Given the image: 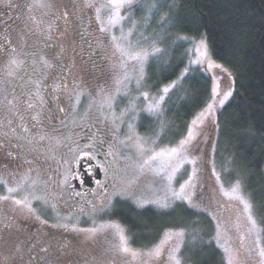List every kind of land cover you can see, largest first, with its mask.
<instances>
[{
  "label": "rangeland",
  "instance_id": "374dc122",
  "mask_svg": "<svg viewBox=\"0 0 264 264\" xmlns=\"http://www.w3.org/2000/svg\"><path fill=\"white\" fill-rule=\"evenodd\" d=\"M16 3H19L20 0H15ZM27 4H35L36 7H33L31 13L38 12L40 15L46 14L49 18L54 21L56 20L58 24L62 25V20L58 17V8L56 2L54 0H25ZM74 7L78 12H81L84 15V22L88 25V34L90 36V40L95 45V54L100 56L101 58L107 61V64L101 69L99 72L89 71L88 73H82L80 68L83 66L78 58V49L68 38L69 35L64 31V28L60 27L59 30V38H60V55L62 59H64L67 63L66 72H65V82H66V91L65 96L61 99V105L66 111V115L70 116V109L72 101H88L87 99H82L83 95H90L92 100L87 103H83L80 105L81 111L76 113L74 116V120H70L69 122H80L82 125H93L98 124V126L103 125L108 132L114 126L111 123V119H105V116H109L110 112L107 107L104 108L103 113L99 109V105L103 102L104 96L111 92L116 95V100L113 103L112 111L119 115L121 110L127 108L129 106V101L133 98L139 96L141 91L149 92L150 96L156 97L162 92V88L158 92H153L149 87L148 83V69L150 63H155L157 65H163L165 61L170 59L169 51H174L175 49L180 47L181 39L177 35L171 34V22L172 18L170 16L171 22L166 23L163 26L159 23L160 16L156 15L154 18H151L147 24L144 23L143 17L146 14V5L141 10L137 8H133L131 15L134 20L137 22L138 31L133 34L132 40L135 42L139 39V33L142 32L144 36L148 37V40L140 39V45L145 48H150V45L155 43L156 46L163 49L161 54H157L155 56H150L147 63L144 66V79L141 82V87L138 90L136 86L135 78H133L130 82L127 83V91L128 95H121L120 93H116V85L114 82V77L117 73L120 72L119 68H113V65L117 63L115 58L111 57V48H110V35L100 31L101 24L96 19V8L106 3V0H72ZM41 3L50 4V7H39L38 5ZM166 3L171 5V10L174 8L173 0H166ZM94 5V7H89V5ZM4 8L2 4H0V9ZM28 11V10H27ZM162 11H168L167 8L162 9ZM29 12V11H28ZM102 18H106L107 10L101 9L100 13ZM24 18H20L18 22V27L13 32V37L11 40H6L4 43H0V75L5 80H14L15 78H20V70L22 68V64L25 61V56L29 53V47L31 43H34L36 39H32L28 34L31 31L40 30V27H36L35 21L30 22L32 19L31 16ZM53 24L46 25V29H50ZM130 27V23L128 21L124 22L125 31ZM111 35L119 36V28H113L111 30ZM202 39V38H201ZM201 39L196 38H187L186 41L190 42V53H189V63L188 66L184 68L182 72V76L180 80L176 81V86L171 89L168 96L165 98V102L163 104V113L157 116H150L146 112H139V115L135 121V132L147 138L149 141L155 140V145L149 143V147H155L157 151L161 148L165 147H175L179 141L186 137L187 132L177 139L173 136L175 128H173L172 124L168 123L167 120V110L173 106V104H178L185 96L183 92L180 91L179 83L181 80H185L187 77L193 74L194 70L202 69L204 73H206L212 80L213 88L217 89L219 95L217 96V101L223 97V94L228 90L233 91L232 97L229 98L228 101L225 102L223 107H220L217 103L216 105V121L218 123V116L220 112L226 107V105L233 99L236 88V81L234 74L226 69L222 64L215 61L210 53L209 44L208 52L213 61L216 64H220L222 68H211L207 67L208 61L205 59L201 62V64L197 65L195 63H190V61L197 60L199 58V53H197L196 48ZM171 48V49H170ZM7 49V50H5ZM14 49V50H13ZM40 58L42 59V64L38 65L37 68L42 70V66L44 68L47 67V56L44 55V51L40 49ZM6 58V59H3ZM15 60L16 63L13 64L11 61ZM226 69L227 71H225ZM187 70V71H185ZM129 73L135 76V73L132 72L131 66H129ZM170 85V84H169ZM178 85V86H177ZM2 83H0V87ZM168 86V85H167ZM166 87V86H165ZM178 87V88H177ZM175 88L179 91L176 93ZM103 89V92H101ZM184 95V96H183ZM70 96L72 98L70 99ZM77 97V98H76ZM70 99V100H69ZM90 102V104H89ZM138 108H143L145 106V101L143 97H140L139 100H135ZM87 112V115L85 113ZM200 113V112H199ZM198 113V114H199ZM197 114V115H198ZM196 115V116H197ZM195 116V117H196ZM99 117L100 119H97ZM194 117V118H195ZM150 119V124L152 126L153 123L157 122L155 127V136L152 137L150 134H142L140 128L146 127L144 123V119ZM193 118V119H194ZM189 123V127H199L200 135H198L195 140L188 146V151L186 153L187 158L189 160H195V167L198 168L197 172V204L198 207L196 209H203L202 203L204 207L208 209L209 213H214L222 223L229 229L228 235L231 237L230 246L233 249H240V242L238 236L240 233L246 231V221L244 220L242 213V206L238 204L236 201L229 200L226 198L221 190L220 185L223 184L225 190L230 188V185L234 182L230 180L227 181L228 178L226 175H221L218 170L216 164V156L218 151V128L216 124L211 122V119H208L204 122L203 125L193 126L192 121ZM128 117H125V123L121 124L117 121L115 127L119 128V132L116 134L117 140H123L125 138V134L128 132L127 128ZM149 130V126L147 127V131ZM152 130V129H151ZM151 130L149 132H151ZM188 131V129H187ZM169 132V133H167ZM176 135V134H175ZM43 139L41 137L38 139L37 143L33 145V150L36 155L41 156L49 160L50 162H54L56 160H60L67 155L65 149H67L66 143L69 142L70 136L66 132H61L59 134H47L43 135ZM119 148V156L114 157L112 159L111 169L109 172L113 175V184L117 185V188L125 187L129 180H131L136 175V165L139 162V157L136 153V150L132 148L130 145L126 146L124 144L118 143ZM128 157V159H125ZM69 161V160H67ZM24 162L27 167L23 168H14L8 166H0V182L4 181L7 184V187H13L19 182H22V177H25L27 174L26 182L30 185V193H33L37 196H41L47 199L48 204L44 205L43 202H38L33 200L32 202H38L40 209H38V213L41 215H45L48 217H52L53 221L61 223V218L69 217L68 220L71 219H79V221H86L87 228H91L94 226L93 221H95V225L98 226L100 224H113L118 223L117 221L111 220L113 217V212L117 205L121 203L131 204L137 210H144L148 208L155 209L158 212L170 211L175 208L178 204H184L183 202H175L169 208H161L155 204L146 205L144 207H138L136 204L137 198H160L166 194L167 184L166 181L160 180L159 177L155 179L151 176V174L141 177V179L133 185L130 193L125 194L121 197H115L112 199L111 204L107 207H104L103 211L96 210L93 212L89 210V207H85L81 202H71L68 205V208H65L63 205L64 196L63 193L60 192L62 190H66L67 183L64 181L67 180V165L64 164L63 168L60 172V179L56 181L54 184L52 181L50 182V177L47 174H43L41 178L37 167L34 166L33 161L30 158H25ZM31 162V163H28ZM31 169V171H30ZM215 173L214 174V170ZM193 165L185 163L180 172L176 173L175 180L172 183V187L179 189L180 184L184 183L185 180L188 179V176L192 173ZM231 168L228 171L231 172ZM217 175L220 176V180L217 181ZM231 179V178H229ZM26 185V184H24ZM71 190H69L70 192ZM28 191L23 190L19 195L27 194ZM111 192L107 193L110 194ZM134 193V194H133ZM76 195V193H73ZM170 195V193H168ZM107 204V199L101 200L99 206L96 209H100L102 206ZM186 204V203H185ZM52 205L55 206L53 210ZM83 206L84 212H80V207ZM61 207V208H60ZM62 211H60L59 210ZM28 211L27 209H23L20 206L12 204L11 208L8 209V218L11 220H19L27 218ZM255 218L257 219L256 215ZM178 222H181L182 219H177ZM258 221V219H257ZM173 222V220H170ZM259 222V221H258ZM215 223V221H214ZM239 224L240 233L236 231L235 225ZM55 225V224H54ZM121 225V224H120ZM122 226V225H121ZM261 227V226H260ZM166 232V231H165ZM164 232V233H165ZM50 233L53 236L64 237L67 235L68 231H65L63 228L53 227L50 228ZM76 233V232H75ZM162 233L157 240L156 244L159 243L160 239L163 237ZM126 234L128 232L126 230ZM77 237H74L73 233H70L69 236H66L65 239L68 241L64 244L66 247V251L64 256L61 259L60 264H127V261L119 256H114L111 252V245L114 242V230L113 229H105L102 232L98 233L94 240L89 239L85 240V237L81 233H76ZM129 236V235H128ZM21 243V241H20ZM17 245H20L17 243ZM246 246L252 245L251 238L245 241ZM130 246L134 249L147 251L149 248H135L131 244ZM1 248V246H0ZM16 249H20V247H16ZM185 249H182V252L185 254ZM1 250V249H0ZM1 252V251H0ZM241 260L244 256V249H240ZM76 255L80 256L76 258ZM253 257L255 254L253 253ZM2 255L0 256V259ZM5 259H2L3 261ZM6 260L13 264L16 261V256L7 257ZM162 260H166V256L162 257ZM2 264V263H1ZM132 264H139L138 261L132 262ZM188 264H190L188 262Z\"/></svg>",
  "mask_w": 264,
  "mask_h": 264
},
{
  "label": "trees",
  "instance_id": "16d2710c",
  "mask_svg": "<svg viewBox=\"0 0 264 264\" xmlns=\"http://www.w3.org/2000/svg\"><path fill=\"white\" fill-rule=\"evenodd\" d=\"M148 1L142 3L146 5ZM173 2L171 34L183 40L179 48L169 51L170 59L163 65L154 62L148 65L149 87L158 92L180 80L189 63L190 42L185 39L206 38L213 59L231 71L236 81L233 99L218 116L216 164L221 175L228 177L227 181L242 178L245 194L252 196L258 221H264V0ZM179 86L185 96L167 110L168 123L175 128L174 142L187 132L191 120L210 102L213 90L211 78L202 69L194 70ZM148 120L144 119L146 127L140 131L153 137L157 122L151 126ZM202 207L205 208L203 203ZM111 220L127 230L135 248L154 246L165 231L191 229L193 222L198 221L195 227L204 243L197 246L194 254L186 246L185 255L192 257L188 262L226 264L224 253L213 241L215 223L208 211L184 203L161 213L152 208L137 210L125 202L116 206ZM260 226L264 228V223Z\"/></svg>",
  "mask_w": 264,
  "mask_h": 264
},
{
  "label": "flooded vegetation",
  "instance_id": "af4514ba",
  "mask_svg": "<svg viewBox=\"0 0 264 264\" xmlns=\"http://www.w3.org/2000/svg\"><path fill=\"white\" fill-rule=\"evenodd\" d=\"M54 1L58 8V17L62 20V27L46 14L28 12L24 7L25 0H20L18 4L21 7L19 8L0 9L1 44L12 39L20 18H24L26 15H28L27 17L31 16V23L35 21V26L41 28V31H31L28 34L36 41L31 43L29 53L25 56L20 70V78L9 81L0 75V83H2L0 87V166L25 169L27 165L24 159L30 158L34 166L37 167L41 178L43 174H47L50 177V182L55 184L60 179V172L64 164H68V183L66 190L60 191L64 196L63 205L60 206L68 208L67 204L71 202H81L85 207H89V210H92V205L88 201H92L97 208L101 200L106 198L105 189L107 193L112 191L114 181L109 169H111L112 159L119 156L118 140L117 138L114 140L113 134L108 132L103 125H89L88 123L82 125L80 122H69L74 120V115L81 111V104L92 100L93 97L90 95L80 96L82 99L88 98V101H79L78 103L72 101L70 116L66 115L65 110L60 111V109H64L61 99L65 96L66 91L64 75L67 67L66 61L60 55L61 45L58 36L60 27L68 33V39L78 49L80 62L82 65L87 64L90 71L99 72L107 64V61L95 54V45L90 40L84 15L76 10L72 0ZM65 13H67L66 16ZM5 22L8 23L7 28L4 26ZM51 23L53 26L49 30L46 29V25H51ZM40 49L47 56V67L42 66V70L37 68L42 64ZM99 73L102 74V72ZM71 98L72 96H70ZM29 104H32L33 107L29 108ZM61 132H66L70 136L69 142L66 143L67 149H65L67 155L64 158L50 162L35 154L33 145L41 136ZM101 141H105V143L101 145ZM88 143H94L95 149H85L84 145ZM109 144H113L114 147L110 149ZM77 146L84 151H91L95 159L80 152L73 160ZM110 150L115 153V156L106 155ZM105 168H107V172H105ZM97 181L103 184L104 188L99 187ZM24 184H26L24 190L29 193V183L25 182ZM6 188V182H0V196L7 194ZM69 190L71 191L69 192ZM77 192L81 195L73 194ZM16 198H20V195H17ZM11 206L10 201H0V256L2 255L0 264H10L6 258L14 256H16V261L13 264H45V259L50 261L54 258L52 253L60 257L58 262L60 264L66 251L64 244L68 241L65 237L70 233L77 237L76 233L68 231L64 237L53 236L50 233V228L59 222L53 221L52 217L38 213V209H40L38 202H32V206L37 210L40 220L29 213L27 218L11 220L8 218V209ZM41 220H47V224L41 223ZM60 221L68 223L70 227L72 225H76L78 228L88 227L84 220L61 218ZM33 245L35 246L33 247ZM16 247H20V249H16ZM42 248H47L48 252L41 251ZM57 249H61L63 254L57 252ZM79 257L76 255V258ZM2 259L5 260L1 261ZM254 259L255 257H253ZM249 264L252 262L249 261Z\"/></svg>",
  "mask_w": 264,
  "mask_h": 264
},
{
  "label": "snow or ice",
  "instance_id": "6c2138e0",
  "mask_svg": "<svg viewBox=\"0 0 264 264\" xmlns=\"http://www.w3.org/2000/svg\"><path fill=\"white\" fill-rule=\"evenodd\" d=\"M0 4L8 10H13L21 7L20 4L16 3L15 0H0ZM35 4H24V7L31 12L33 7H36ZM39 7H50V4L41 3ZM89 7H94V5H89ZM171 5L166 3V0H150L147 3L146 14L143 17L144 23L147 24L151 18H154L156 15L160 16L159 23L163 26L166 23H170L171 19ZM107 10L106 18H102L100 13L101 9ZM133 8L143 9L144 4L142 0H106V3L96 8V19L100 22L101 28L100 31L105 32L110 35L111 43V57L115 58L117 63L113 65V68H119L120 72L117 73L114 77V82L116 85L115 92L120 93L121 95H128L127 83L135 78L137 89L141 87V82L144 79V66L147 63L150 56H155L161 54L163 49L156 46L155 43L150 45V48H145L140 45V39L148 40L147 36H144L142 32L139 33V39L133 42L132 37L137 29V22L131 15ZM167 8L168 11H162V9ZM67 13H65V16ZM18 19V17H16ZM128 21L130 27L125 31L124 22ZM5 28L8 27V23L5 22ZM119 28L120 35H111V30L113 28ZM7 50V49H5ZM14 50V49H13ZM197 53H199V58L190 63H195L197 65L201 64L203 60H207V67L211 68H222L220 64H216L211 61L208 52V45L206 38H202L199 41V44L196 48ZM11 63L15 64L16 61L13 60ZM50 66V65H49ZM129 66H131L132 72L135 73V76L129 73ZM227 71L226 69H224ZM82 73H88L90 69L87 64L83 65L80 68ZM187 71V70H185ZM176 86L174 81L172 84L164 87L161 94L156 97L150 96L149 92L141 91L139 96L133 98L129 101V106L116 115L112 111L113 103L116 100V95L114 93H107L104 96L103 102L100 103L99 109L103 113L105 107L110 112L109 116H105V119H111V123L114 126L111 130L113 131V139H116V134L119 132V128L115 127L117 121L121 124L125 123V117H128L127 128L128 132L125 134L123 140H118V143L124 144L126 146H131L136 150V153L139 157V162L136 165V175L128 181L127 185L122 188H117L116 184H113L112 191L110 194H107L105 189L107 204L102 206L99 210L103 211L104 207H107L111 204V201L115 197H121L125 194L130 193L133 185H135L141 177H145L149 174L155 179L159 177L160 180L166 181L167 190L163 199L160 198H137L136 204L138 207H144L146 205H157L161 208H169L173 203L179 201L186 203L190 208H197V172L198 168L195 167L196 161L189 160L187 158L188 146L195 140V138L200 135L199 127H189L187 135L185 138L181 139L175 147H165L161 148L159 151L155 147H149V143L155 145L156 141H149L147 138L138 135L135 132V121L139 115V112L143 111L148 113L150 116L159 117L163 113V104L165 98L168 96L172 88ZM103 92V89H101ZM219 93L216 88L212 90V98L210 102L207 103L206 107L193 119L192 125L198 126L203 125L204 122L208 119H211L213 124H216L217 128L219 124L216 121V105L219 104L220 107H223L225 102L229 100L233 95L232 90H228L223 94V97L217 101V96ZM140 97H143L145 101V106L143 108H138L135 100H139ZM29 108L33 107L32 104L28 105ZM64 111V109H60ZM87 115V112L85 113ZM36 119V117H33ZM97 119H100L97 117ZM44 137L41 136V139ZM101 145L105 141L100 142ZM113 144H109V148H113ZM85 149L94 150V143H88L84 145ZM71 151V149H70ZM83 152L85 156H89L92 159H95V156L92 155L91 151H84L83 149L77 146L76 153L73 155V160L77 158V155ZM10 155V154H9ZM108 156H115L113 151L106 153ZM128 159V157H125ZM31 163V162H28ZM192 164L193 170L192 173L188 176V179L184 183L180 184L179 189L172 187V183L175 180L176 173L180 172L184 164ZM31 171V169H30ZM214 174L215 169L213 170ZM107 172V168H105ZM27 180V174L25 177H22V182L18 183L16 187H7L6 195L0 196V201H10L12 204L20 206L23 209H27L28 213L35 216L37 220H40V216L37 214V210L33 208L32 201L43 202L44 205L48 204L46 198L37 196L33 193H27L21 195L20 198H16L24 190V183ZM220 180V176L217 175V181ZM64 183H68L67 180ZM99 187L104 188L103 184H100L97 181ZM220 190L222 194L229 200L236 201L240 206H242V213L244 220L246 221V231L240 233V225L236 224L235 228L239 234L238 239L240 242V249H244L243 260H241L240 249H233L230 246L231 237L228 235L229 229L225 226L224 223L214 214L209 213L211 219L215 221V236L213 241L216 246L222 250L224 253V258L226 264H249V261L252 264H264V228L260 227L261 223L264 221H257L255 218L256 208L253 203L251 194H245L244 192V183L242 178H237L234 183L230 185L228 190H225L224 185H220ZM170 193V195L168 194ZM134 194V193H133ZM77 196H80L81 193L77 192ZM92 205V211L95 212L96 205L92 201H88ZM53 210L55 206L52 205ZM202 211L207 212L208 209H201ZM80 212H84L83 206L80 207ZM65 217L64 219H68ZM41 223L47 224V220H41ZM198 221L193 222L191 229L188 227H182L179 229H169L160 239L159 243L155 244L153 247L149 248L147 251L134 249L130 246V237L126 234V229L118 223L113 224H100L95 225L91 228H78L76 225L69 226L68 223H58L53 225V227L63 228L66 231H72L76 233H81L84 235L85 240L92 239L94 240L98 233L102 232L105 229L114 230V242L111 245V252L114 256H119L127 261V264H132L134 261H138L139 264H188V261L192 259L191 256L185 255L182 252L186 246L193 254L197 250L198 245H202L204 242L202 237L199 234V231L195 227L198 224ZM251 238L252 245L246 246L245 241ZM35 245H33L34 247ZM41 251L48 252L47 248H42ZM57 252H61V249H57ZM253 253H255V259L253 260ZM53 259H45V264H58L60 257L52 253ZM166 256V260H162V257Z\"/></svg>",
  "mask_w": 264,
  "mask_h": 264
}]
</instances>
